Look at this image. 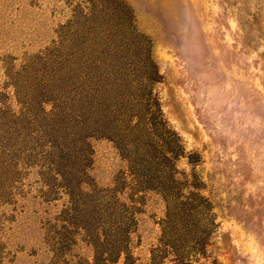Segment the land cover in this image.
<instances>
[{"label": "rangeland", "instance_id": "rangeland-1", "mask_svg": "<svg viewBox=\"0 0 264 264\" xmlns=\"http://www.w3.org/2000/svg\"><path fill=\"white\" fill-rule=\"evenodd\" d=\"M124 16L198 160L176 167L213 205L195 264H264V0H0V264H112L115 247L149 264L159 249L165 202L132 180L125 128L115 143L107 132L123 116L107 88L136 102Z\"/></svg>", "mask_w": 264, "mask_h": 264}, {"label": "trees", "instance_id": "trees-1", "mask_svg": "<svg viewBox=\"0 0 264 264\" xmlns=\"http://www.w3.org/2000/svg\"><path fill=\"white\" fill-rule=\"evenodd\" d=\"M131 23V16H124L121 21L117 18L114 26L125 34L126 39L122 41L135 55L134 74L123 83L128 80L134 85L136 102H117L111 94L112 86L107 88L110 113L123 114L121 124H112L107 129L111 134L108 138L115 143L116 132L125 128L127 142L125 146H119V150H125L121 155L128 164L132 180L138 187L159 194L166 205L159 249L152 252L149 264H164L167 256L172 257L169 264H195L200 258L207 257V244L216 227L213 205L211 199L200 192L205 186L203 181L194 173L189 180L187 174L176 167L180 157H187L190 164L198 160L193 153L186 152L179 135L164 117L159 98L152 88L160 78L152 57V44ZM133 117L137 122L130 126L129 120ZM116 248L112 264L117 263L121 253L124 254L123 264H128L132 257L126 249ZM93 264H98V260L95 259Z\"/></svg>", "mask_w": 264, "mask_h": 264}]
</instances>
